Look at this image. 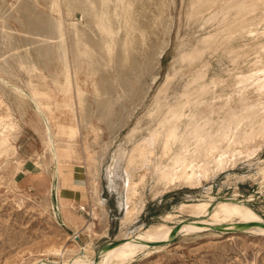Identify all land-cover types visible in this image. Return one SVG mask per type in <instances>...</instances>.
<instances>
[{"label": "rangeland", "instance_id": "rangeland-1", "mask_svg": "<svg viewBox=\"0 0 264 264\" xmlns=\"http://www.w3.org/2000/svg\"><path fill=\"white\" fill-rule=\"evenodd\" d=\"M90 1L106 13L117 7L113 28H122L101 46L102 35L91 26L86 31L91 56L66 32L67 64L72 66L71 57L80 49L81 62L90 59L96 69L91 77L83 70L78 74L83 107L76 99L66 109L64 101L72 92L56 89L51 70L60 65L52 53L39 54L53 46L38 36L56 18L83 23L81 12L90 8L89 2L69 0L68 17L64 7L62 15L55 11L51 0H0V58L9 69L0 70V132L8 140L6 148L0 147V264H70L83 253L95 264L113 243L158 223L178 229L168 241L154 243L157 248L151 244L119 264H264V235L246 231L245 223L185 234L178 220L188 216L175 211L181 202L235 197L246 200L264 220V83L239 77L264 68V0ZM123 41L129 44L126 51ZM162 42L167 44L158 57ZM29 85L42 93L38 103ZM180 106L185 113L195 107L200 112L192 115L199 124L190 128L185 129L183 119L178 136L196 126L204 139L219 135V142L212 138L210 146L225 150L229 159L220 165L224 169L210 162L211 171L200 183H165L152 165L181 151L177 140L163 153V135H172ZM74 114L77 134L68 150L63 149L66 138L60 125ZM83 115L88 116L86 123L81 122ZM8 122H14L12 127ZM230 133L234 143L225 149ZM185 142L194 147L189 158L201 163L198 152L209 144L196 149L194 139ZM56 170L68 197L65 210L74 213L76 224L63 218L53 187ZM167 213L170 219L163 217Z\"/></svg>", "mask_w": 264, "mask_h": 264}, {"label": "bare ground", "instance_id": "bare-ground-1", "mask_svg": "<svg viewBox=\"0 0 264 264\" xmlns=\"http://www.w3.org/2000/svg\"><path fill=\"white\" fill-rule=\"evenodd\" d=\"M87 1L89 2L90 8L88 9L85 7V8H83V10L81 12L82 13L81 19H82L83 23H78V22L73 21V20H70L69 22H65V21H63V18L62 19L56 18L55 20H51V22H49L50 28H49L48 32H46V34L38 36V40L40 42H43V44H46V45L53 46V50L50 51L49 49H45L43 52H39V54L43 55L44 57L45 56L48 57V55H50V53H52L51 55H53V59L60 65L59 68L55 67V68H52V70H51L52 75H54V79H55V83H56V89L61 91V92H63V91L64 92H69V91L72 92L71 97H68V99L66 101H64V108H66V109L71 108V102L75 103L74 100H76V99H77V104L79 107H83V105H84V95H83L84 91H83V88L79 85L80 79L78 78V74L80 73V71H82V70L85 71V74L88 77L94 76L96 73V69L94 67L95 63L90 61V59L88 60V62L84 61V62H86L84 64H83V62H81L80 55H82V54H80V49L77 50L78 54H76V56L71 57L72 66L70 67L67 64L68 62H66V60H67L66 59L67 58L66 49L64 47L66 32L69 33L70 36L74 39L75 44H77V43L78 44L79 43L84 44L86 49H84L83 53H86V55L91 56V53L89 51H92V50H91V47L89 46L88 41L86 39V31H89V29H91V26H94L99 31V33L102 35L101 44H100L101 46L108 45L109 42H111V38L113 37L115 31H120V29L122 28L121 24L116 27V30L113 28V23H112L113 17H119L117 7L113 8L112 13L111 12L106 13L102 8L98 9L97 5L93 1H90V0H87ZM51 2H52V5H53L55 11H60V13H61L60 15H62L61 9H62V7H64L65 8V15L68 17H71L72 4H71V2H69V0H51ZM239 3H241V2H239ZM99 4H101V3H99ZM241 4H239V6ZM243 5H245V4H243ZM90 10H93V12L90 13ZM120 21L121 20H119V22ZM126 24L127 23H125L124 25L126 26ZM103 35H107L109 38L106 39ZM208 37H209V35H208ZM208 37L206 38L205 43L208 42L207 39H210ZM210 37H212L211 34H210ZM201 40H203V38ZM201 40H200V42H201ZM220 42H222V41L220 40ZM160 44H161L160 47L158 45L159 49L157 48L158 50H156L158 57L162 54L167 43L162 42ZM128 45L129 44L127 42L123 41L121 44V49L123 51H126ZM54 50L57 51V53L53 54ZM199 50L198 51L196 50V51L199 52ZM187 54H188V52H187ZM2 59L3 58H0V60H2ZM4 64L5 65H3V66L0 65V70L4 69L7 73H9V71H8L9 69L7 68L8 64H7L6 60H4ZM21 64H23V62H21ZM256 74H260L261 76H256ZM236 75H238V74H236ZM239 77H241V81H243L244 79L254 77L255 82H259V83L263 84L264 83V68L258 69L257 71H253V72H250L247 74H242ZM211 83L215 84L216 80H213ZM208 85H209V83H208ZM29 86H31L30 90H31V95H32V98L34 99V102L36 101V103H38L40 98L43 96L42 93H40V90L37 87L32 86V85H29ZM202 86H205V85H202ZM202 86H199V89H201ZM93 87H94V90L98 91V85L94 84ZM205 89H208V88L205 87ZM187 100H189V99H187ZM187 103H189V102H187ZM180 107H181V109H179V111H177V116L175 118V122H173L174 124L171 127L172 132H173L172 135H171V133H167L168 134V135L166 134L167 136L165 134L163 135V137L164 136L166 137L164 139L165 141H163V143L165 144L164 145L165 148L163 150V153H164V155L169 153L170 149H171L170 145L172 144V142L177 141V140L181 143V148L179 147L181 149V151H180V153H177V154H171L168 157L166 163L157 161L156 163L152 162V165H153L154 169L161 171L159 179L163 180V182H165V183L175 182V181H179V180H183L184 182H188L190 184L200 183V178L207 176L210 173L209 171H211L210 167H212V165H210V162H213V164L215 166H218V168H219V167H222L220 165L227 162L229 159L225 154L226 153L225 150H221L220 147L214 148L215 146L214 147L210 146L211 142H212L211 139L212 138L214 139L219 135L213 137V135L211 134L212 138L210 140H208L209 136H207L208 139L207 138L204 139L205 134L203 135L202 134L203 132L201 131L204 129V127H203V129L200 130L202 133L199 132V128H197V126H196V127H193L192 130L189 129L190 130L189 133H187L189 131V130H187L185 135H179L178 136L177 132L180 128V125L183 123V119L184 118L187 119V122L185 124V129H187L189 127V125L192 123L199 124L197 119L192 117V115H194V114L197 115L200 112V109L198 107H195V108H193V110L189 109L188 113H185V110L182 109L183 106H180ZM174 112H175V110H174ZM171 113H173V112H171ZM175 115H176V113H175ZM196 115H195V117H196ZM87 117L88 116H85V115L81 116L80 117L81 122L86 123ZM173 119H174V117H173ZM77 121H78V115L74 114V116H72L70 118V121L67 124L60 125V131H61L60 133L65 135V138H66V141L63 143V146H62L63 149L69 148L70 142L72 141V139L77 134V129H78ZM261 121L264 123V118H262ZM170 123H172V121H170ZM13 124H14V122H8L7 126L12 127ZM192 126H193V124H192ZM45 131L48 132V137H47L48 144L51 145L52 141H51V136H50V132H51L50 127L46 125ZM162 131H164V130H162ZM222 137L226 139V137H224L223 134H222ZM156 138H158V136ZM190 139H194V142H196L195 147L196 146L199 147L200 145L204 146L206 144H209V146H210V148H208L207 150L205 149L204 151L198 152V154L200 153V155L202 157L201 163H197V162L195 163L194 159L189 158L192 155L191 150L194 149V147L193 148L189 147L190 145H186L187 143L185 141H188ZM153 140H154V138H153ZM217 140H218V137H217ZM217 140H215V141H217ZM209 141H211V142H209ZM215 141H213V143H215ZM218 142H219V140H218ZM232 142L234 143V135L232 133H230L227 136L225 149L230 147L232 145ZM7 143H8L7 135L5 133H3V131H1L0 132V147L6 148L8 146ZM215 144H217V143H215ZM197 147H196V149H197ZM205 148H207V146ZM195 151H197V150H195ZM55 158H56V156H55ZM57 165H58V163H57ZM215 166H213V167H215ZM224 168L222 167V169H224ZM212 171H214V170H212ZM55 173L58 175L59 170H56ZM62 184H63V180L58 175L57 183L53 187L55 189V193H56L58 203H59L60 208H61V212L63 214V218L66 222L76 224V220L74 218L75 216H72L74 213L71 214L70 213L71 211L65 210L64 202L66 200H68V197L64 196ZM45 191L49 192L50 187L48 186L45 189ZM128 198H129V196H128ZM126 204H128V201ZM127 206H129V205H127ZM175 207H176L175 211L177 213L184 214V215L188 216L187 219H179L178 220L179 224L182 225V228L184 226V230L182 233H185V234L191 233V232L203 231V230L208 229L209 227L215 226V225H222V226L228 225L229 226L228 228L223 227L222 229H231L234 227V225L236 223L237 224L238 223H245L246 225L244 227H246V228H244V229H246V231L252 232V233L257 234V235L258 234L264 235V225L259 224V223L264 224V220L261 218L260 215H258L252 208H250L247 205L246 200H242V199L235 198V197H229V198L228 197H220V198H212V199L208 198V200H196L194 202H181ZM125 209H126V207H125ZM125 211H127V210H125ZM128 212L125 213V215L128 214ZM171 216H172V214L167 213L163 217L170 219ZM78 217H80V215H78ZM124 218H127V216H125ZM88 225L89 224L86 225V228L89 227ZM175 226L176 225L170 226V225H166L164 223L149 225V226L145 227L144 229H142L137 235L130 236V237H127L124 239H120L117 242H115L114 245L107 250L105 257H102L95 264H119V263L128 261V260L132 259L133 256L137 252H139L140 250H143L145 248H149L151 244L154 245V243H161V242L168 241L170 236L172 235V231H173V228ZM177 229H178V227H177ZM220 229H221V227H220ZM157 247H158V245H154L151 248H157ZM160 247H162V246H160ZM84 249L86 250V248H84ZM52 250L58 254H61L63 252V248H55V249L53 248ZM147 252H148V250H147ZM89 260H90V257L88 258L87 255H85L83 253V254L76 256L70 262V264H89ZM90 261H92V260H90ZM37 263L38 264H48L42 260H38ZM63 263H66V262H63ZM63 263H61V264H63Z\"/></svg>", "mask_w": 264, "mask_h": 264}, {"label": "water", "instance_id": "water-1", "mask_svg": "<svg viewBox=\"0 0 264 264\" xmlns=\"http://www.w3.org/2000/svg\"><path fill=\"white\" fill-rule=\"evenodd\" d=\"M259 224L264 225L263 223H259ZM176 230H177V225L173 228L172 235L175 234ZM113 244H114V243H113Z\"/></svg>", "mask_w": 264, "mask_h": 264}]
</instances>
